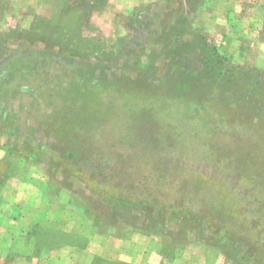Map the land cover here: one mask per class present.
I'll list each match as a JSON object with an SVG mask.
<instances>
[{
    "label": "rangeland",
    "instance_id": "obj_1",
    "mask_svg": "<svg viewBox=\"0 0 264 264\" xmlns=\"http://www.w3.org/2000/svg\"><path fill=\"white\" fill-rule=\"evenodd\" d=\"M104 2L0 0V234L134 230L264 264V0Z\"/></svg>",
    "mask_w": 264,
    "mask_h": 264
},
{
    "label": "crops",
    "instance_id": "obj_2",
    "mask_svg": "<svg viewBox=\"0 0 264 264\" xmlns=\"http://www.w3.org/2000/svg\"><path fill=\"white\" fill-rule=\"evenodd\" d=\"M5 202H0L1 209ZM21 234L14 237L15 240L24 239L27 233ZM72 234L84 240L85 245L66 243L63 247H22L17 246L18 243L11 244L13 237L10 234L1 233L0 238L10 242L0 246V264H218L219 254L213 248L196 243L170 247L169 254L165 245L160 246L158 242V246H154V237H160L154 234L143 233L140 239L136 231L124 230L110 237L97 231L86 232L82 228H75Z\"/></svg>",
    "mask_w": 264,
    "mask_h": 264
},
{
    "label": "trees",
    "instance_id": "obj_3",
    "mask_svg": "<svg viewBox=\"0 0 264 264\" xmlns=\"http://www.w3.org/2000/svg\"><path fill=\"white\" fill-rule=\"evenodd\" d=\"M92 1L95 4L94 6L95 7L99 6V8L101 7V5L105 3L104 0H92ZM196 38L197 37L193 38L192 41L200 45L199 46L200 58L201 61L204 60L205 62L204 68L206 71L208 70L207 73L211 75L213 78H216L218 76L223 77L225 72H228V69H224V67H222L223 65L220 60L221 55L218 53L217 48L212 44H207L206 42L199 41L198 39L196 40ZM255 89L253 90V93L249 92V95L253 96L255 100L261 101V98L258 95L264 96V90H261L260 87Z\"/></svg>",
    "mask_w": 264,
    "mask_h": 264
}]
</instances>
